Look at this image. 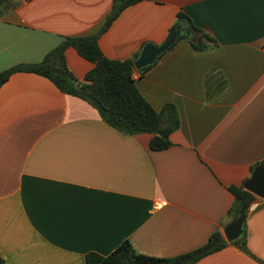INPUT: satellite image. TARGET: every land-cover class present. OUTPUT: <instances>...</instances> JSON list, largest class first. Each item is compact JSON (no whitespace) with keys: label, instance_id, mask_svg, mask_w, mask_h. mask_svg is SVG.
Here are the masks:
<instances>
[{"label":"crops","instance_id":"crops-1","mask_svg":"<svg viewBox=\"0 0 264 264\" xmlns=\"http://www.w3.org/2000/svg\"><path fill=\"white\" fill-rule=\"evenodd\" d=\"M111 4L20 0L0 15V70L40 60L67 35L97 32ZM178 19L190 37L132 71L155 109L177 108L165 148L149 146L150 132L119 131L41 74L18 71L0 86V264H87V252L107 254L124 239L173 256L214 231L226 245L191 264H264V195L249 206L244 243L223 232L229 186L243 187L264 163V0H139L98 43L108 57H132L144 42L164 41ZM203 33L212 44L194 48ZM65 57L82 81L93 62L73 46ZM211 69L227 85L206 99Z\"/></svg>","mask_w":264,"mask_h":264},{"label":"trees","instance_id":"trees-1","mask_svg":"<svg viewBox=\"0 0 264 264\" xmlns=\"http://www.w3.org/2000/svg\"><path fill=\"white\" fill-rule=\"evenodd\" d=\"M139 0H112L111 8L97 32L86 35H67L35 62H20L0 70V86L9 76L18 71L35 72L49 78L61 91L76 95L96 108L101 118L125 133L150 132L149 146L162 149L171 144L169 134L179 126V114L172 102H166L155 109L139 90L132 76L133 58H111L106 56L98 43L99 34L104 31L118 14L128 5ZM20 0H0V15L14 8ZM206 40L192 41L196 49L210 46L213 39L203 33ZM73 46L83 57L93 62L79 85L77 76L67 64L65 49ZM227 85L225 74L220 69H211L203 78L206 99L213 98ZM234 201L229 208L235 218L242 205L256 199V195L241 185H230ZM245 209V217L249 210ZM246 237L245 219L238 237L230 240L244 243ZM221 231H214L202 244L173 256H155L136 250L129 239L122 240L107 254L96 251L86 253L87 264H191L204 255L226 245ZM3 257L0 255V263Z\"/></svg>","mask_w":264,"mask_h":264},{"label":"water","instance_id":"water-1","mask_svg":"<svg viewBox=\"0 0 264 264\" xmlns=\"http://www.w3.org/2000/svg\"><path fill=\"white\" fill-rule=\"evenodd\" d=\"M191 31L193 29L190 26H184L182 21L176 20L171 25L164 41L161 43L146 41L138 51L133 53V65L141 71L147 70L178 39L190 37ZM80 82V80H77L76 84L79 85ZM243 187L256 196L264 195V163H259L253 168L251 175L243 182ZM249 203V200H247L242 205L239 214L225 225L223 232L227 240L235 239L242 232L245 209L249 206Z\"/></svg>","mask_w":264,"mask_h":264},{"label":"built area","instance_id":"built-area-1","mask_svg":"<svg viewBox=\"0 0 264 264\" xmlns=\"http://www.w3.org/2000/svg\"><path fill=\"white\" fill-rule=\"evenodd\" d=\"M132 76H133V74H132ZM161 202H162V201H161L160 199H156V200H155V205H159V204H161Z\"/></svg>","mask_w":264,"mask_h":264}]
</instances>
